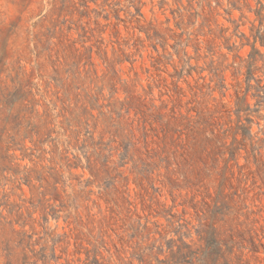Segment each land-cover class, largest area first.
Wrapping results in <instances>:
<instances>
[{"label":"rangeland","instance_id":"374dc122","mask_svg":"<svg viewBox=\"0 0 264 264\" xmlns=\"http://www.w3.org/2000/svg\"><path fill=\"white\" fill-rule=\"evenodd\" d=\"M0 264H264V0H0Z\"/></svg>","mask_w":264,"mask_h":264}]
</instances>
